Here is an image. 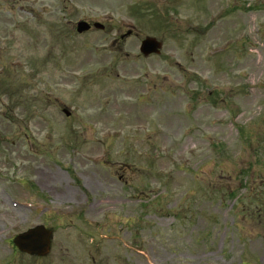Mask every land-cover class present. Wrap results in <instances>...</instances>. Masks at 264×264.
<instances>
[{"label":"rangeland","instance_id":"obj_1","mask_svg":"<svg viewBox=\"0 0 264 264\" xmlns=\"http://www.w3.org/2000/svg\"><path fill=\"white\" fill-rule=\"evenodd\" d=\"M0 264H264V0H0Z\"/></svg>","mask_w":264,"mask_h":264},{"label":"water","instance_id":"obj_2","mask_svg":"<svg viewBox=\"0 0 264 264\" xmlns=\"http://www.w3.org/2000/svg\"><path fill=\"white\" fill-rule=\"evenodd\" d=\"M99 26L98 23H95ZM88 25L85 22H79L77 30L79 32L86 30ZM161 43L154 37H145L140 45V50L145 55L151 52H158ZM50 231L39 225L28 229L26 232L20 233L14 238L16 246L28 253L46 254L49 250Z\"/></svg>","mask_w":264,"mask_h":264},{"label":"flooded vegetation","instance_id":"obj_3","mask_svg":"<svg viewBox=\"0 0 264 264\" xmlns=\"http://www.w3.org/2000/svg\"><path fill=\"white\" fill-rule=\"evenodd\" d=\"M34 182H35V181H34ZM34 184H36V182H35ZM32 193L34 194V191H33Z\"/></svg>","mask_w":264,"mask_h":264}]
</instances>
